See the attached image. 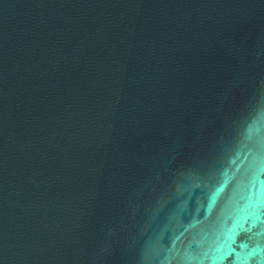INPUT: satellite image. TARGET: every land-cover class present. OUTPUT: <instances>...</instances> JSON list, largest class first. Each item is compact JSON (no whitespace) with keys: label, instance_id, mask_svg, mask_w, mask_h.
<instances>
[{"label":"water","instance_id":"obj_1","mask_svg":"<svg viewBox=\"0 0 264 264\" xmlns=\"http://www.w3.org/2000/svg\"><path fill=\"white\" fill-rule=\"evenodd\" d=\"M0 264H264V0H0Z\"/></svg>","mask_w":264,"mask_h":264}]
</instances>
